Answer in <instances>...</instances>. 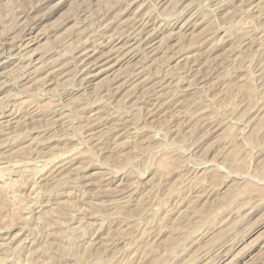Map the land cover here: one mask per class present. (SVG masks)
Returning a JSON list of instances; mask_svg holds the SVG:
<instances>
[{"label":"rangeland","instance_id":"obj_1","mask_svg":"<svg viewBox=\"0 0 264 264\" xmlns=\"http://www.w3.org/2000/svg\"><path fill=\"white\" fill-rule=\"evenodd\" d=\"M0 264H264V0H0Z\"/></svg>","mask_w":264,"mask_h":264},{"label":"bare ground","instance_id":"obj_2","mask_svg":"<svg viewBox=\"0 0 264 264\" xmlns=\"http://www.w3.org/2000/svg\"><path fill=\"white\" fill-rule=\"evenodd\" d=\"M33 42V41H32Z\"/></svg>","mask_w":264,"mask_h":264}]
</instances>
